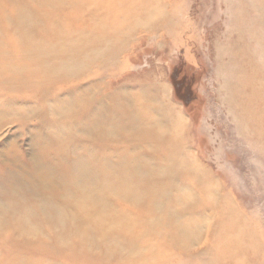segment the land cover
<instances>
[{"label":"rangeland","instance_id":"374dc122","mask_svg":"<svg viewBox=\"0 0 264 264\" xmlns=\"http://www.w3.org/2000/svg\"><path fill=\"white\" fill-rule=\"evenodd\" d=\"M49 1L0 0V264H264V86L248 113L227 98L250 100L228 86L240 67L264 74V15L248 10L264 0H244L243 18L236 0ZM123 10L131 21L114 36ZM104 31L98 55L84 49ZM136 89L208 184L185 207L175 202L187 189H175L192 177L178 171L186 180L168 190L167 137L150 145L132 129L99 130L111 116L131 120L117 99Z\"/></svg>","mask_w":264,"mask_h":264},{"label":"bare ground","instance_id":"6f19581e","mask_svg":"<svg viewBox=\"0 0 264 264\" xmlns=\"http://www.w3.org/2000/svg\"><path fill=\"white\" fill-rule=\"evenodd\" d=\"M55 0H50L49 2V4H51L52 2H54ZM94 1H97V0H89L88 1V3H90V2H94ZM135 1V0H134ZM160 1V0H159ZM237 1V4H236V6L235 7H237V6H240L241 4L243 5L244 3H243V1L244 0H236ZM263 1V0H262ZM86 2V1H85ZM132 2V1H131ZM126 3V2H125ZM128 3V2H127ZM247 3H249V2H247ZM79 4V3H78ZM128 5V4H127ZM126 5V6H127ZM157 5H158V3H157ZM156 5V6H157ZM162 5H163V3H162ZM241 5V6H242ZM259 5V4H258ZM260 5H261V3H260ZM83 6V5H82ZM129 6H133L132 8L130 7V8H128V9H136V6H137V4L135 3V4H130ZM146 6V5H145ZM154 6V5H153ZM248 6H250V5H248ZM124 7V6H123ZM147 7V6H146ZM145 7V8H146ZM234 7V8H235ZM245 7V6H244ZM261 7V6H260ZM259 6L257 7V8H254L253 7V5H252V8H254V9H248V10H250L253 14H255V16H257V14H259V15H264V9H262V8H260ZM238 8V7H237ZM242 8V7H241ZM241 8H238V14H239V16L241 15V17L243 16V13H244V10H246V9H241ZM248 8V7H247ZM250 8V7H249ZM158 10V11H157ZM164 10V8L163 7H160V5H159V7H158V9H157V7H155V8H151L150 10H145V11H143V13H141V14H143L142 16L141 15H137V16H134L133 18V24L134 23H136V25H138V26H141L142 24H143V22L144 21H148L147 20V16H150L151 14H154V13H156V11L157 12H159V13H161L162 11ZM230 10V9H229ZM247 10V11H248ZM24 10L22 9V12H23ZM232 11V10H231ZM230 12V11H229ZM234 12V11H233ZM237 12V11H236ZM109 13V12H108ZM231 13V12H230ZM248 13V12H247ZM26 14H28V13H26ZM106 14V13H105ZM148 14V15H147ZM253 14H252V16H253ZM29 16V15H28ZM111 16V15H110ZM129 16H131V15H129ZM128 15H127V12L125 11V10H123V12H121L120 13V15L118 16L119 18L118 19H120V22H119V25H117L116 27H114V30H113V32H114V36H119L120 34H122L124 31H126V22H127V20L129 19L130 21H131V19L130 18H132V17H129ZM254 16V17H255ZM100 17V16H99ZM104 17V16H103ZM236 17V16H235ZM238 17V16H237ZM150 18V17H149ZM243 18V17H242ZM262 18H263V16H262ZM238 19V18H237ZM258 19H260V18H258ZM102 20V19H101ZM240 20V19H239ZM244 20V19H243ZM250 20V19H249ZM245 21V20H244ZM247 21V20H246ZM256 21H258V20H256ZM29 22V21H28ZM259 22V21H258ZM107 23V22H106ZM151 23V22H150ZM261 23V22H260ZM103 24H104V22H103V20H102V24L100 25V21L98 22V25H100V26H98L97 27V29H100V28H103ZM253 24V23H252ZM149 25V24H148ZM152 25H153V23H152ZM240 25V24H239ZM261 25V24H260ZM105 26V25H104ZM247 26V25H246ZM258 26V25H257ZM110 27V26H109ZM136 27V26H135ZM150 27V26H149ZM238 27V26H237ZM92 28V27H91ZM142 28V27H141ZM239 28V27H238ZM257 28V27H256ZM104 29H105V27H104ZM110 29V28H109ZM143 29V28H142ZM141 29V30H142ZM148 29V28H147ZM146 29V30H147ZM236 29V28H235ZM259 29V28H258ZM86 30V29H85ZM243 30V29H242ZM262 30V29H261ZM137 31H138V29H137ZM251 31H252V29H251ZM86 32V31H85ZM113 32H112V34H113ZM147 32V31H146ZM250 32V31H249ZM261 32V31H260ZM264 32V31H263ZM105 33H106V31H104V33L103 34H101V33H96L95 34V36H92V37H90V39H88V40H86V39H84L85 41V46H87V48H85L84 47V49H86L87 51H91V53H92V51H93V49H92V47H94V51L93 52H95V55H98L99 54V52H101L103 49H102V47L104 46L103 45V43H105ZM109 33V32H108ZM140 33V32H139ZM260 34V33H259ZM105 35V36H104ZM109 35V34H108ZM255 36V35H254ZM99 42L98 43V45L97 46H93L94 45V38ZM108 37V36H107ZM120 37V36H119ZM257 37V36H256ZM261 37V36H260ZM89 38V37H88ZM117 38V37H116ZM112 39V38H111ZM117 40H119V39H117ZM249 40V39H248ZM253 40V39H252ZM109 41V40H108ZM263 41V40H262ZM244 42H246V41H244ZM259 42V41H258ZM254 43H255V41H254ZM106 44V43H105ZM103 45V46H102ZM247 45H248V42H247ZM259 45V47L261 46V44H258ZM264 46V45H263ZM109 48V47H108ZM246 48V47H245ZM264 48V47H263ZM262 48V49H263ZM83 47H81V48H78V50L77 51H79V52H82L83 50ZM248 49H249V47H248ZM35 50V49H34ZM105 50V49H104ZM108 50V49H107ZM264 50V49H263ZM30 50H28V52H29ZM74 51H76V50H74ZM22 52V51H21ZM86 52V51H85ZM84 52V53H85ZM30 53V52H29ZM87 53V52H86ZM262 53V52H261ZM28 54V53H27ZM33 54V53H32ZM79 54V53H78ZM82 54V53H81ZM80 54V55H81ZM263 54V53H262ZM26 55V54H25ZM31 55V54H30ZM29 55V56H30ZM84 55V54H83ZM93 56V55H92ZM238 56V55H237ZM241 56V55H240ZM15 57V56H14ZM17 57V56H16ZM20 57V56H19ZM26 57H28V56H26ZM31 57V56H30ZM86 57H88V56H86ZM242 57V56H241ZM249 57V56H248ZM262 57V56H261ZM37 58H38V56H37ZM36 58V59H37ZM250 58V57H249ZM31 59V58H30ZM236 59V58H235ZM241 59H243V58H241ZM8 59H6V61H7ZM20 60V59H19ZM237 60V59H236ZM244 60V59H243ZM248 60V59H247ZM254 60V59H253ZM258 60V59H257ZM262 60V59H261ZM32 61V60H31ZM242 61V60H241ZM246 61V60H245ZM250 61V60H249ZM264 61V60H263ZM262 61V62H263ZM33 62V61H32ZM251 62V61H250ZM261 61L259 60V63H260ZM7 63V62H6ZM253 63V62H252ZM244 64V63H243ZM242 64V65H243ZM264 64V63H263ZM22 65V64H21ZM250 65V64H249ZM252 65V64H251ZM260 65V64H259ZM255 66V65H254ZM263 66V65H262ZM264 67V66H263ZM18 68H19V65H18ZM22 69H23V67H21ZM20 68V69H21ZM24 68H25V66H24ZM259 68L261 69H258V68H256V67H249V69H250V71H249V69H248V67H240L239 69H238V71L239 70H241V72H240V74L243 72V74L245 73V76H243V78H240L239 80H238V82L239 83H237V82H235V83H229V85L228 86H231L232 85V87L234 86L236 89L238 88V89H240L239 91L241 92L242 90H245L246 91V97L248 96L249 98H250V100L249 101H246V99H240V96H239V100H241V102L240 101H237L236 99H233L229 94L227 95V98H230V99H232L231 100V102H229V106L230 107H233V108H241V110H242V113L244 114V111H243V109H245V111H246V113H248L249 111H247V110H249V106L251 107H256L257 105H256V101H255V98H258V96H256L255 94H258V93H261V91H262V87L264 86V74H262L263 73V71H262V67L261 66H259ZM60 69V68H59ZM58 69V70H59ZM235 69V68H234ZM12 70V69H11ZM18 70V69H17ZM16 70V71H17ZM61 70V69H60ZM63 70V69H62ZM249 71V77L246 75L247 74V72ZM252 71V72H251ZM17 72H19V71H17ZM61 72V71H60ZM63 72V71H62ZM259 72H262L261 74H262V76L261 75H259V76H257V78H256V74H259ZM252 73V74H251ZM239 74V75H240ZM238 75V76H239ZM242 76V75H241ZM236 77V76H235ZM248 77V78H247ZM256 80L257 81V83L256 84H254V80ZM232 82V81H231ZM246 82H248V83H250L251 84V82L253 83V86L254 85H258V86H255V87H253L251 90H249L250 88L249 87H247L246 86ZM231 84V85H230ZM248 85V84H247ZM249 86H251V85H249ZM260 87H261V89H260ZM244 88V89H243ZM264 88V87H263ZM235 89V90H236ZM234 90V89H233ZM263 91H264V89H263ZM262 91V92H263ZM230 92V91H229ZM229 92H227V93H229ZM232 93V92H231ZM236 94H238V93H236ZM133 95V94H132ZM131 95V96H132ZM243 95V94H242ZM129 97V99L128 98H125L123 95H121V96H118L119 97V99H117V101H119L120 103L122 102V100H124L127 104H130V107H131V120H128V121H125V122H121V123H119V122H112V120L114 119L113 118V116H111L112 118H106V119H104L102 122H101V125H100V128H99V130H101L102 131V133H109V131L110 130H112L111 132L113 133L115 130H117V131H121V130H127V129H132L133 131H136L137 133L139 132V133H143V134H145V136L146 137H148V139L146 140L147 141V144H150V145H154V144H156L157 142H159V140H160V138H165V137H167L168 139H169V141H171V143L169 142V144L168 145H165V146H163V152H162V159H164V169H165V173H166V180H167V185H169L168 186V190H170L171 189V187H173V185H174V182L176 181V180H178L179 178L181 179H183V180H186V178H184V176L183 177H178V174H177V172L179 171V173H181V172H183V173H186L187 171L189 172V174H190V176L192 177V179H193V181L195 182H191V180L192 179H187V186L186 185H182V186H180V185H178V187L175 189V191H183V190H186V192L187 193H189V194H187L188 196H186L185 197V195L184 194H182L181 192V194H179L178 192H176V193H178L179 194V196H178V199H176V204H178V205H180L181 206V204H186V200L187 199H189L188 197L191 195V193H193V191L195 190V189H197V188H205L206 189V186L208 185L207 183H206V181H203V182H201L200 180H196V178H195V174H196V177H197V175H198V173L200 174V167H198V165H197V163L194 161V160H192L193 158H191V157H189L188 155H186L187 153H185L184 152V150L180 147V145H178L177 143H174L177 139H178V137H179V134L177 135L176 134V128L174 127V125H168V126H163L162 124L164 123H159L158 121L157 122H153V121H151V117L155 114V113H157L156 111H153V110H151V109H149V108H146L145 107V105L144 106H142V103H146V102H148V101H151V100H149V96H148V94L144 91V90H141V89H136V92H135V94L132 96V97ZM135 96V97H134ZM245 96V95H244ZM242 97V96H241ZM253 97H255V98H253ZM253 100H254V102H253ZM256 102V103H255ZM264 104V101H263V103H262V105L261 106H258L259 107V109L258 110H262V108H264L263 105ZM115 106H117V107H119V104H117V102L114 104V108H115ZM170 109V108H169ZM257 110V111H258ZM263 111V110H262ZM158 114V113H157ZM159 115V114H158ZM242 115V114H241ZM115 117V116H114ZM155 117H156V115H155ZM164 117V116H163ZM167 117V116H166ZM260 117V116H259ZM169 118V117H168ZM153 119H155V118H153ZM125 120V119H124ZM163 121H166V120H163ZM161 122H162V118H161ZM171 122V121H170ZM171 124V123H170ZM166 125V124H165ZM100 131V132H101ZM99 132V131H98ZM114 134V133H113ZM111 135V134H110ZM107 136V135H106ZM150 136V137H149ZM183 150H181V149ZM170 161V162H165V161ZM172 161V162H171ZM163 163V162H162ZM182 168H186V169H182ZM187 170V171H186ZM151 171H154V169H152L151 168ZM177 174V175H176ZM176 176V177H175ZM180 176V175H179ZM187 176H189V175H187ZM175 178H177V179H175ZM182 180V181H183ZM119 183V182H118ZM173 184V185H172ZM188 184H193V185H188ZM106 185V184H105ZM174 190V189H173ZM170 191H172V189L170 190ZM168 192V191H167ZM185 192V191H184ZM175 193V194H176ZM171 197V196H170ZM177 197V196H176ZM169 202V201H168ZM174 206V205H173ZM184 207H185V205H184ZM191 217L192 216H194L193 215V213L192 214H189ZM183 216H185L184 215V213H183ZM193 227H195L194 226V220H193V218H188V220L186 219L185 220V222H184V224L182 223L178 228H177V230H176V236L184 243V242H188L189 240H191V238H193ZM20 230H21V232H25V228L23 227V226H21V228H20ZM134 239H136V236H134ZM84 242V241H83ZM85 243V242H84ZM82 244V243H81ZM130 245V246H129ZM128 251H132V250H134V247L132 246V244H128V246H127V248H126ZM137 250V249H136ZM135 250V251H136ZM134 251V252H135ZM112 255V254H111ZM111 257V256H110Z\"/></svg>","mask_w":264,"mask_h":264}]
</instances>
